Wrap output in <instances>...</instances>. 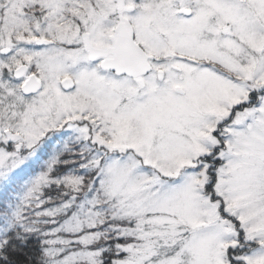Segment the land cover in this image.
<instances>
[{"label": "rangeland", "instance_id": "1", "mask_svg": "<svg viewBox=\"0 0 264 264\" xmlns=\"http://www.w3.org/2000/svg\"><path fill=\"white\" fill-rule=\"evenodd\" d=\"M14 1L0 0L6 40L8 30L16 27L17 37V29L23 27L13 9L21 1ZM104 1L95 5L96 16L87 10L90 20L85 22L54 12L60 25L53 38L67 48L87 29L99 46H105L108 40L102 36L109 22L98 11ZM170 1L154 0L152 16L142 9L146 3L139 7L136 41L161 59L153 63L143 87L98 68L81 69V58L70 47L59 53L51 75L45 71L52 69L56 56L48 58L44 50L42 88L29 100L18 92V81L0 80L1 132L19 135L11 144L4 135L0 138V196L22 180L51 138L64 135L66 143H71L69 138L88 140L102 157L100 172L106 177L108 195L132 202L136 215L151 226L149 234L163 240L154 238L162 245L156 251L146 246L143 264H264V0H234L233 5L217 0L222 10H216V16L226 23L223 28L229 27L232 38L217 32L212 42L200 41V27H191L212 13L204 4L210 0H192L198 20L178 17L168 6ZM50 27L43 28L42 39L54 34ZM31 29L40 30L41 24ZM181 54L188 59L178 58ZM67 60L74 65L68 66ZM10 62L11 56L0 66ZM70 73L74 87L65 92L61 79ZM17 196L6 204L13 215L21 208L13 206ZM89 223L75 216L58 233L77 234ZM176 225L189 230L181 244L170 239ZM51 233L57 234L55 229ZM92 240L87 235L54 236L46 253L49 264H97L84 248ZM72 244L83 250L69 252ZM248 244L256 247L242 252ZM157 252H162L160 257Z\"/></svg>", "mask_w": 264, "mask_h": 264}, {"label": "trees", "instance_id": "2", "mask_svg": "<svg viewBox=\"0 0 264 264\" xmlns=\"http://www.w3.org/2000/svg\"><path fill=\"white\" fill-rule=\"evenodd\" d=\"M15 14L19 16V11ZM72 140L69 138L71 143H66L64 135L51 138L22 180L0 196V264H49L47 248L51 238L58 235L65 238L93 236L84 248L94 254L97 264H143L141 260L146 246L149 251L162 246L154 240L158 236L149 234L151 226L144 216L136 215L132 202L128 203L126 198L116 201L108 195L106 177L100 172L104 163L96 148L88 140ZM17 194L13 206L21 208L13 215L6 209V204ZM50 212L54 216L45 217ZM75 216L89 221V225L86 224L77 234L58 233L63 223L74 220ZM176 228L170 239L181 244L189 236V230L180 225ZM54 229L56 235L51 233ZM240 238L242 235H239L241 241ZM127 247L131 251H126ZM247 247L242 252L251 251L256 244ZM68 249L73 253L83 247L72 244ZM161 254L157 252L156 256Z\"/></svg>", "mask_w": 264, "mask_h": 264}, {"label": "flooded vegetation", "instance_id": "3", "mask_svg": "<svg viewBox=\"0 0 264 264\" xmlns=\"http://www.w3.org/2000/svg\"><path fill=\"white\" fill-rule=\"evenodd\" d=\"M14 1V0H12ZM21 1V2H20ZM101 0H61V3H57L56 0H46L45 3H43V0H17L16 2H20V4L14 3L13 9L15 11H19L20 20H22L23 27L20 26L18 30V35L15 37V31L16 27H12L13 29L8 30L9 37L6 39L3 38V30L2 26L0 25V61H4V59H7L11 56L12 61L8 63V67L0 66V80H5L10 82L18 81L17 83V90L20 92L21 86L28 80L29 78L33 77L40 81L41 88H42V66L44 62L43 58V52L44 50L47 51V57L51 58L56 56V62L53 63L52 69L50 67H47L48 71H45L46 74H55L53 72V67L57 65L58 63V56L59 53L65 52L67 48H72L76 52L77 58H81V69L93 67L94 69H99V71L103 74H110L115 76L112 72L104 71L101 69V64L106 60H111L113 57L111 54H108L106 57H99L95 60H90V55L87 51L86 45L88 44L90 47L96 50L106 51L115 46V42L117 39V35L115 33V29L120 24H129L132 28L133 33V41L134 43L142 50V52L146 55L150 71L149 73L140 78L141 84L138 83V79H132L134 83L139 85L140 87H143L144 78H147L148 76L152 75L153 72V63L159 64L161 62L160 58H155L150 56L145 49H143V46H140L138 42L136 41V31L134 29L135 27V20L138 17V11L140 5H144L145 3L148 5L143 6L142 9H145L146 14L148 15V11L153 12V1L154 0H105L104 5L101 7L103 19L109 22V28L106 31L105 35L102 36L103 41L108 40V43L105 46H99L97 43L99 41L95 38V41L92 39L91 32L86 30H81L82 33H80L79 37H75L70 41V43L67 45V48L61 44V41L59 39H55L53 37L58 36V27L57 25H60L58 23V15H54V12L62 11L66 17H74L75 20H90L87 18L88 11H91V16H96V7L95 5L100 3ZM221 3L226 2L228 5L233 2L234 0H220ZM15 2V1H14ZM205 5L208 6L209 12L212 11V13H208L207 16L201 19L199 17L198 20V13L196 10L197 3L192 0H182V3L178 0H171L168 4V6L171 8V11L176 14L178 17L183 19H197L198 24L191 25L192 28L200 27L201 32L199 33L201 40L204 41L210 39L211 42L214 38V36L218 35L223 36L226 38H232L229 27L223 28L226 23L219 22L217 16H216V10H222V4L217 7V0L215 2H204ZM151 5V7H150ZM211 5V6H210ZM213 5V7H212ZM164 6V5H163ZM216 6L217 8H215ZM2 4H0V13L3 12L1 9ZM81 7V8H80ZM150 7V8H149ZM167 7V6H164ZM146 8H148L146 10ZM47 9L51 10L52 13H47ZM88 10V11H87ZM46 14L45 20L42 19V16ZM90 16V18H91ZM140 16V15H139ZM148 19V18H147ZM39 22L41 24V29H31L32 26L36 27V23ZM92 21H88L87 24L90 25ZM51 26L52 32L54 31V34H50L51 36L43 37L46 39H42V32L43 28L45 26ZM71 25V24H68ZM71 26L74 27V24ZM80 26V25H79ZM146 26V25H145ZM4 28V26H3ZM148 27H146L147 29ZM188 28V27H187ZM27 29V30H26ZM189 29V28H188ZM35 30V33L32 32ZM67 33H64L67 35ZM80 32V31H79ZM78 32V33H79ZM51 33V32H50ZM77 33V34H78ZM74 37V36H73ZM72 37V38H73ZM85 39V41H84ZM42 41L48 42L47 44H43ZM178 58L187 60L188 55H177ZM33 59V60H32ZM157 61V62H155ZM68 66H73L74 63L70 60H67ZM77 68V67H74ZM59 69V68H58ZM21 70L22 74L20 76H16V72ZM71 72V70H70ZM44 73V72H43ZM160 73V77H159ZM163 76L162 70H159L157 72V79L161 80ZM117 77V76H115ZM125 77V76H123ZM74 79L73 75L67 74L66 77H63L61 81L64 80H72ZM72 82V81H71ZM72 85L74 87V84L72 82ZM61 89H62V82H61ZM73 89V88H72ZM72 89L65 91L69 92ZM41 90V89H40ZM2 91V90H1ZM175 91H179L176 89ZM40 92V91H39ZM38 92V93H39ZM36 95V94H35ZM23 99L29 100L30 98H33L34 95L30 96H24L21 94ZM3 136V133L1 134L0 138Z\"/></svg>", "mask_w": 264, "mask_h": 264}, {"label": "water", "instance_id": "4", "mask_svg": "<svg viewBox=\"0 0 264 264\" xmlns=\"http://www.w3.org/2000/svg\"><path fill=\"white\" fill-rule=\"evenodd\" d=\"M178 1L180 4L182 3V0ZM115 33L117 35L115 46L109 50H96L90 47L88 44L86 45L87 51L90 55V60H95L99 57H106L108 54H111L113 58L111 60L104 61L101 64V69L112 72L117 77L125 76L132 79H138V83L141 84L140 78L146 76L150 71V66L146 55L134 43L132 28L129 24L118 25L115 29ZM42 43L47 44L48 42L42 41ZM20 74H22L21 70L16 72V76L19 77ZM72 88L73 85L70 80H64L62 82L63 91H68ZM40 89V81L31 77L21 86L20 92L24 96H30L37 94ZM3 135L6 137V142L10 144L19 138V135L12 134L9 131L3 132Z\"/></svg>", "mask_w": 264, "mask_h": 264}]
</instances>
